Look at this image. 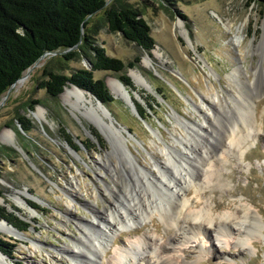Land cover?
<instances>
[{
	"label": "rangeland",
	"instance_id": "1",
	"mask_svg": "<svg viewBox=\"0 0 264 264\" xmlns=\"http://www.w3.org/2000/svg\"><path fill=\"white\" fill-rule=\"evenodd\" d=\"M107 1L106 7H109L115 0ZM121 1L141 10L149 22L156 41L151 52L126 39L121 32H111L105 20V9L88 18V27L94 29L99 25L100 32L95 35L98 43L105 47L108 55L126 63L125 70L120 73L108 70H95L94 73L96 78L104 79L109 87L115 100L104 105L117 127L132 140L127 145L139 158L141 167L155 171L151 156L163 159L159 148H164L166 143H171L182 134V128L177 126L173 117L175 112L192 122L198 123L204 119L203 113L206 111H196L193 107L192 96L198 100L193 87L206 90V78L211 74L209 65L214 66L219 77L213 75L211 78L222 95L223 107L218 108L219 123L212 117L209 119L220 132L217 135L218 131H211L214 138L209 137V140L215 142L224 138L226 144L207 158L205 171L202 172L211 173L213 169H220L221 181L214 188L201 172L202 180H196L191 188L185 190L189 192L192 189L193 192L190 191L188 197H182L189 199V203H193V210H201L204 216L210 208V218L232 214L242 219L245 215L242 205H245L257 213L264 224V89L254 91L249 98L254 134L259 133L256 143L250 144L249 149L241 154L240 148L230 146L223 134L238 117L235 106L228 102L234 107L231 111L223 98L226 96L228 100L226 90L235 93L227 77L233 66L226 55L224 43L236 34L237 27L244 26V45L249 46V53L242 64V80L244 83L248 79L258 82L259 77H264V0ZM220 18L224 21L230 18L235 22L233 32L225 29ZM222 45L223 50L220 49ZM157 52L160 56H157ZM63 54L46 53L31 66L29 74L27 71L24 73L28 80L20 90L14 91L12 87L5 100L8 91L0 97V136L4 131L11 130L15 138L14 144L0 139V205L31 224L27 231L20 232L22 238L0 232L3 239L16 245L14 258H7L10 264H73L62 249L66 243L71 244V238L78 234L77 219H92L91 210L98 208L104 211L109 208L113 198L108 190L129 191L134 187L131 181L134 172L122 160L121 149L113 151V144L103 132L68 102L66 91L76 87L68 84L58 97L39 87L47 66L59 70L69 67L63 71L65 73L78 68L92 69L89 59L81 57L68 61ZM145 58H149L150 64L144 62ZM133 71L142 75L151 88L139 86L132 77ZM121 74L130 76L137 89L126 86L119 78ZM116 80L129 90L133 102L115 96L110 84ZM243 92L247 91L244 89ZM137 103L142 104L146 118L140 115ZM41 109L42 115L39 114ZM20 121L30 126L28 132L24 131ZM92 126L104 138L103 144L92 133ZM66 133L71 135L72 142L67 140ZM192 139L200 140L193 134ZM111 151L113 153L110 154ZM198 181H202L206 187H200L196 184ZM71 184L81 188V196L78 201H71L72 222L68 229L63 224V217L70 204L65 192L71 188ZM195 187L204 191L202 197H198ZM30 202L41 209H35ZM19 224L22 225L21 222ZM135 229L139 232L131 234L130 231ZM114 234L108 245L113 253L103 255L100 264H108L117 250L129 251L130 243L142 239L144 234L153 240L162 238L165 235V222L156 215L142 224L121 228L118 234ZM252 234L254 241L262 237L261 233L255 231ZM198 239L203 247L202 259L195 261L194 256L199 253V248H191L185 259L186 264H209V259L217 264H264L262 242H257L256 247L249 246L253 253L246 251L244 254H240L241 247L235 246V243L229 247L225 243L218 244L216 251L220 255L214 257L216 252L209 253L206 238L201 235ZM189 244L195 245V242ZM148 258L140 264H146Z\"/></svg>",
	"mask_w": 264,
	"mask_h": 264
},
{
	"label": "bare ground",
	"instance_id": "2",
	"mask_svg": "<svg viewBox=\"0 0 264 264\" xmlns=\"http://www.w3.org/2000/svg\"><path fill=\"white\" fill-rule=\"evenodd\" d=\"M218 16L220 17V15ZM222 23L228 32H233L235 22L232 19L227 18L226 21L222 20ZM243 32L244 26L237 27L236 34L224 43L226 55L233 66L227 77H229V86L235 93L226 90L228 100H226V96H223L227 104L230 102L238 111V117L232 121L229 129H225L226 132L223 134L227 137L230 146L235 149L240 148L241 154L249 149L250 144L256 143L259 135V133L254 134L253 127L255 124L251 120L252 106L249 98L253 96L254 91L264 89V77H259L258 82L257 80L251 82L248 79L247 83H244L242 80L244 74L242 64L246 61L249 53V46L244 45L245 36ZM262 43L264 44V33ZM220 49L223 50V45ZM156 54L160 56V53L157 52ZM144 62L150 64L149 58H145ZM209 67L211 74L210 77L206 78L207 89L198 90L193 87L198 100L192 96L195 110L206 111L203 113L204 119L197 123L180 116L178 112L173 114L177 126L182 128V134L180 137H175L171 143H166L164 148H159L161 154L164 155L163 159L158 156H151L153 166L156 167L155 171L152 168L141 167L139 158L127 145L132 140L125 135L121 128L117 127L114 118L105 105L92 96H88V92L86 93L84 90L73 88L66 91L68 102L72 107L80 111L88 121L98 126L113 144V151L121 149L122 160L134 172L131 177L134 184L132 189L129 191L108 190L113 198L109 208L104 211L98 208L91 210L92 219H77L78 234L71 238V244L66 243L62 249L68 256V261H72L73 264H100L103 255L113 253L111 249H108V245L111 243V238L116 235L114 233L117 232L118 234L121 228H126L131 224H142L143 221L156 215L165 222V235L162 238L154 239V241L152 237H146L147 234H144L142 239L139 238L140 240L130 243L129 251L123 249L115 251L108 264H140L147 257L149 258L146 260V264H186L185 259L190 254L191 248H199V253L193 255L195 261L199 262L203 254V247L200 241L198 242V237L200 238L201 235L206 238L209 244V253H213L215 250L214 257L220 255L218 250L216 251L218 244H226L229 247L235 243V246L241 247L240 254H244L246 251L254 252V250L249 249V246L256 247L257 242L264 243V238H262L264 235L263 221L257 213L246 208L245 205H242L245 210L242 219L232 214H229L230 216L227 214V217L222 215L210 218V208L204 216V213L201 214V210L200 212L193 210V203L190 202V205L189 199L182 197L190 191L193 192L192 189L188 190L189 192L185 190L187 187L191 188V184L200 180L203 174L209 184L213 183L211 185L214 188L221 181L220 169L216 168L211 173L209 171H207L208 174L204 173L207 158L213 156L212 154L220 146L226 144L224 138L215 142L209 140V137L214 138L211 131L216 133L218 131L217 135H220L219 129L209 119L212 117L215 122L219 123L218 108L223 107L222 95L211 78L213 75L219 77V73L214 66L209 65ZM29 71L27 70V74ZM132 77L139 86L151 88L147 80L137 71L132 72ZM27 80L28 77L24 74L12 86L14 91L20 90ZM110 87L116 97L133 102V97L129 92L127 93V88L119 80L110 84ZM244 89L247 92H243ZM186 100L191 103L188 98ZM228 106L231 111L234 109L229 104ZM39 114H43L42 109ZM192 134L198 139L200 138L199 142L193 141ZM0 139L8 144L15 143L11 130L4 131ZM227 157L228 155L225 156V159ZM202 170L204 171L202 172ZM196 184L202 188L206 187L202 181L201 183L198 181ZM195 192L198 197H202L204 191L197 187ZM65 193L70 199V204L64 212L63 224L70 229L69 223L72 222L71 201H78L81 196V188H78L76 184H71V188L67 189ZM37 200L39 201V199ZM254 231L261 233L262 237H259V241H254L252 234ZM0 232L10 236L23 237L12 224L4 219H0ZM137 232H139L137 229L130 231L131 234ZM234 234L237 236L234 237ZM191 242H195V245L189 244ZM7 258L8 255L0 250V264H10ZM209 264L217 263L209 259Z\"/></svg>",
	"mask_w": 264,
	"mask_h": 264
},
{
	"label": "trees",
	"instance_id": "3",
	"mask_svg": "<svg viewBox=\"0 0 264 264\" xmlns=\"http://www.w3.org/2000/svg\"><path fill=\"white\" fill-rule=\"evenodd\" d=\"M107 0H0V97L12 84L20 79L45 53L63 54L68 60L84 57L89 59L92 69L78 68L70 73L47 66L39 87L53 97L63 93L68 84L87 90L104 104L114 102L109 87L104 79L95 77V70L123 72L126 63L107 54L95 35L100 32L99 25L88 27V18L105 9V20L111 32H121L126 39L135 42L142 49L151 52L156 41L152 28L141 10L129 3L115 0L106 7ZM138 61V57L136 58ZM133 66V63H130ZM122 82L137 89L130 76L121 74ZM152 108L151 105H149ZM137 109L143 118L145 110L137 103ZM21 122V121H20ZM25 132L30 126L21 122ZM92 133L104 143V138L95 127ZM72 142V137L66 133ZM32 207L41 208L33 202ZM0 219L7 220L20 231H27L31 224L23 221L6 206L0 205ZM22 223V225L19 224ZM16 245H11L0 234V250L13 257Z\"/></svg>",
	"mask_w": 264,
	"mask_h": 264
},
{
	"label": "water",
	"instance_id": "4",
	"mask_svg": "<svg viewBox=\"0 0 264 264\" xmlns=\"http://www.w3.org/2000/svg\"><path fill=\"white\" fill-rule=\"evenodd\" d=\"M54 53L56 54V52H54ZM45 54H46V53H45ZM45 54H44V55H45ZM44 55H43L42 57H44ZM42 57H41V58H42ZM89 64H90L91 67L93 66V64H92L91 61H90ZM28 70H32V67L28 68ZM18 80H19V79H18ZM18 80H17V81H18ZM17 81H16V82H17ZM16 82H15V83H16ZM15 83H14V84H15ZM14 84H12L11 87L8 89V93H7L6 97L4 98V100L9 96L10 92L12 91V86H13ZM74 87H76V88H78V89H81V88H79V87L76 86V85H74ZM82 90H84V89H82ZM84 91H86V92H88L89 94L93 95L91 92H89V91H87V90H84ZM126 91H127V93L129 92L128 89H126ZM93 96H94V98L97 99L98 102H100V103H102V104L104 105V103H103L100 99H98L95 95H93ZM109 113H110V112H109ZM95 126L98 128L97 125H95ZM98 129H99V128H98ZM99 130H100V129H99ZM100 131H101V130H100ZM101 132H102V131H101ZM88 133L91 134L90 132H88ZM102 134H103V133H102ZM91 135H92V134H91ZM103 135H104V134H103ZM104 136H105V135H104ZM105 137H106V136H105ZM106 138H107V137H106ZM16 148H17V147H16ZM33 197H35V196H33ZM4 220H5V219H4ZM6 221H7V220H6ZM17 230H18L19 232H21L19 229H17Z\"/></svg>",
	"mask_w": 264,
	"mask_h": 264
}]
</instances>
